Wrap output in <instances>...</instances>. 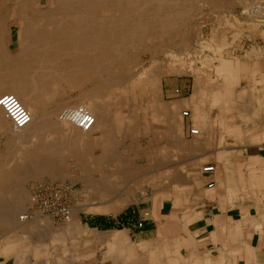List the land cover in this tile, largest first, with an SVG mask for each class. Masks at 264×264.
Segmentation results:
<instances>
[{
	"label": "bare ground",
	"instance_id": "obj_1",
	"mask_svg": "<svg viewBox=\"0 0 264 264\" xmlns=\"http://www.w3.org/2000/svg\"><path fill=\"white\" fill-rule=\"evenodd\" d=\"M201 1L0 0V100L4 97L3 93L9 92V95H14L31 116L29 124L17 128L6 109L0 104V129L4 133L11 134L10 142H12L9 156L0 163V235H4L0 240V257L8 259L13 256L16 260L15 264H85L72 248L70 250L57 245L55 240L46 242L42 237L43 233L39 232L41 226L50 229V225L47 223V216L42 215V211L41 215H37V210L35 212L33 208L35 198L30 199L29 192L24 189L26 181L40 179L46 175L62 178L65 175L66 166L70 164L68 160L74 159L73 164L82 172V180L86 181L92 189L94 194L91 197L92 200L101 201L93 203L95 207L92 209L99 212L115 213L125 208L131 201V195L134 194L129 190H123L125 193L122 191L124 194H119L121 198L112 199L117 190L124 187V182L134 175L133 171L138 170L136 165L130 162L129 153L130 149L136 151L134 139L141 134L142 129L148 136L160 139L157 145L159 154L154 157L156 161L154 166L159 167L158 172H163L162 165L158 166V163L164 164L171 159L170 156L175 159L177 156L185 154V150L182 148L189 143L185 136L184 113H179L176 103L170 105L163 101L158 79V75H161L159 70H153L147 77L140 78V83H134L135 89L130 87L131 81L128 75L131 71L129 68V70L125 69V71L128 70L127 76L122 73H118V75L114 70L117 69L116 64L119 60L118 64H121L123 59H128L130 56L133 61V54L132 52L128 53V50L134 44L144 45L149 40L160 39L164 42L167 40L169 43L167 46L175 48L168 53L169 56L177 58L181 55L178 46L185 47L187 36L182 35L180 41L179 35H175L174 38L167 35L175 30L185 31L186 27H192L190 20L194 13L200 10L198 4ZM236 1L246 2L245 6H249L252 3L255 4L256 0ZM249 12L257 14L258 8ZM13 26L17 27L19 42L15 51L10 49L8 42L13 32ZM230 26L232 25L230 24ZM233 41L231 42L233 43ZM107 48L111 49L109 61L106 57L108 55ZM192 51L190 52L192 53ZM250 51L254 53L252 50ZM256 52V55H261V51L256 50ZM28 55L32 58L29 64L17 63V60L22 59L21 57L25 58ZM117 58L119 59L115 60ZM213 62H207L208 67L204 69L206 73L213 69L211 68ZM13 63H17L18 66L10 67L11 65H8ZM119 68L121 69V67ZM199 76L201 77V75ZM31 77L32 79H30ZM196 78L198 77L196 76ZM152 81L154 83L150 87L149 83ZM88 86L90 89L86 90ZM195 90L197 91V89ZM65 92L70 94L78 92L77 96L80 98L77 101L76 112L70 115L59 114L54 110V105L59 101L58 96ZM138 100H141L142 103L146 102L145 109L138 107ZM129 107H132L131 111ZM135 108L138 113L134 111ZM144 115L147 121L142 120ZM125 126H130L131 129L129 135L124 134L125 137H123L121 133ZM200 130L196 127L191 129V133L193 136H197L200 134ZM126 139L132 140L129 141L130 144ZM162 139H167V143L171 141L169 145L172 148L168 149L167 145H163V142L166 143V141L161 143ZM137 151L139 153L140 149L138 148ZM145 153L147 154V151ZM209 167L215 168L214 165ZM143 170L141 172L146 171ZM95 172L108 173H102L103 176L96 177ZM202 172H205V168L202 169ZM214 172L215 170L205 173L211 175ZM151 173H145L148 175L145 181H148L150 177L149 181L155 182L154 187L159 188V192L165 191V188L161 187L170 186H172L168 189L170 193L179 192L177 186L179 179L177 180L173 176L166 178V175L169 174H166L163 179L162 176ZM147 194L146 190L140 191L141 198L144 200L153 198L155 202L153 212L160 225V232H170L174 226L171 227L161 220V204L167 195L164 196V193H160L154 197ZM29 199L28 207L26 203ZM31 206L33 207L31 208ZM78 214L77 209L73 211L71 208L64 214V224L60 225L62 233L68 232L71 239H80L81 235H84L95 238V241L102 240L105 242L104 260L109 262L110 256L113 255L115 260L110 263L122 264L120 251L122 249L126 251L127 242L124 240L126 232L111 231L108 232L109 234H105L99 230L91 229L88 225H83ZM171 219L173 218L171 217ZM51 227L53 226L51 225ZM106 246L107 248H105ZM173 248H176L175 244ZM33 249L34 251H32ZM29 250L33 253L31 251L29 253ZM56 252H60L61 256L55 255ZM49 253L51 257H47ZM40 255L45 258H40ZM81 257H85V255H81ZM126 257L127 260L124 261V264L162 263L160 246L149 252V257L145 259L130 260L128 255Z\"/></svg>",
	"mask_w": 264,
	"mask_h": 264
},
{
	"label": "crops",
	"instance_id": "obj_2",
	"mask_svg": "<svg viewBox=\"0 0 264 264\" xmlns=\"http://www.w3.org/2000/svg\"><path fill=\"white\" fill-rule=\"evenodd\" d=\"M245 51L217 58L204 77L192 75L176 102L179 113L189 112L183 118L189 144L181 155L178 195L161 204V220L173 229L138 237L131 227H115L120 211L103 212L93 229L127 232L133 248L160 246V264H264V52ZM196 127L200 134L193 136ZM213 165V174L202 172ZM127 251L130 260L147 254L144 248ZM15 261L0 257V264Z\"/></svg>",
	"mask_w": 264,
	"mask_h": 264
},
{
	"label": "rangeland",
	"instance_id": "obj_3",
	"mask_svg": "<svg viewBox=\"0 0 264 264\" xmlns=\"http://www.w3.org/2000/svg\"><path fill=\"white\" fill-rule=\"evenodd\" d=\"M210 1H211V4L209 5ZM200 3H202V4H200ZM200 3L198 4L200 10L197 11L196 13H194L193 17L191 18L192 20H190L192 23V27H189V26L186 27L185 31L175 30L172 33H169V35H167L168 37L172 36L171 38H174L175 35H179L180 41H181L182 35L187 36L186 37L187 44L185 45V47L178 46L180 49L178 51H180L182 53L181 55H179L177 58L169 56L168 53H170V51L172 52V50H175V48H171V47L167 46L169 44V43H167V40L165 42L161 41L160 39H158L157 41L156 40H149V42L147 43L149 45H147V44L143 45V44L136 43L137 45L134 44V46L129 49L131 51L128 50V53L132 52V54H133L132 60L134 62L131 61L130 56L128 57V59H123L124 64L123 63L118 64V63H120L119 62L120 60H119V61H117V64L115 63L117 65V69H115L114 71H116L117 74L122 73V75L127 76L128 75L127 72L130 69L131 73H129V75H128L130 77L129 80L131 81L130 87L134 88V83H140V80L142 78L147 77L148 74H151L153 70H155V71L159 70L158 72H160L161 75H158V79H159V84H160L161 90H162V99L164 102L172 105V104H175L178 99H180L181 95H183V89H187L188 86H190L192 79H193L192 75L198 76L200 74L202 76L205 73L204 69H205V67H208L209 62H213V60L215 61L217 58H220L224 55L225 56L231 55L232 53H234V55H235V53L241 54V50H244V51L245 50L246 51L252 50L254 52V53H252V55L254 54V56L257 53L256 50L264 52V0H256L255 4L252 3L249 6H245L247 4L246 2L240 3L239 1L237 2L236 0H234V1L233 0H202ZM205 3H207V4L205 5ZM227 4H228V6H227ZM256 8H258L259 14L258 13L256 14L255 12H253V13L249 12L250 10L254 11V9H256ZM224 13L226 14V16ZM236 18H238V19H236ZM233 20H236V21H233ZM237 20H239V21H237ZM243 21H245V22L243 23ZM239 22H241V23H239ZM230 24L232 26H230ZM227 25H229V26H227ZM12 31L13 32L11 33V36L9 37L8 42L10 44V46H9L10 49L12 51H15V50H17L18 45H19L17 27L13 26ZM205 37H207V38H205ZM230 40L231 41L234 40L233 43ZM203 43L204 44L206 43L207 46H206V44H205V46H203L204 45ZM210 45H212V46H210ZM148 46H149V48H148ZM203 47H204V49H202ZM206 47L207 48L210 47V48L207 49ZM254 47H256V48H254ZM108 49H110V48L106 49L107 50L106 52L108 54V55H106V57H107V60L109 61L110 55H111V53H110L111 49L110 50H108ZM151 49H152V51H151ZM136 51H137V53H136ZM190 51H192V53ZM132 54H131V56H132ZM188 54H189V57H187ZM261 54H263V53H261ZM257 55L260 56V54H257ZM27 57H25V58L21 57L22 59L17 60L18 61L17 63H21L24 65L29 64V62L32 60V58L30 55H28ZM205 57H207V58H205ZM125 58H127V57L125 56ZM118 59L119 58H117L115 60H118ZM204 59H206V60H204ZM208 59H210V60H208ZM211 59H212V61H211ZM17 63L8 64V65L9 66L11 65L10 67H14V66H18ZM154 64H155V66H154ZM123 66H124V68H123ZM119 67H121V69ZM202 67H204V68H202ZM123 69H124V71H123ZM125 69H128V70L125 71ZM169 69H170V71L171 70H173V71L170 72ZM32 77L30 79H32ZM104 82H106V81H104ZM153 83H154V81L149 83L150 87L153 86ZM87 88L90 89L89 86L86 87V90H88ZM168 89H172L171 91H173V93H170L169 91H168L169 92L168 93L167 92ZM180 89L182 90V93H181ZM6 94L9 95V92L3 93L2 96H6ZM77 94H78V92H75L73 94H70L69 92H65L62 95H59L58 100L60 102L57 101V104L54 105V110H56V112L59 114L65 113V114L70 115V114L75 113L77 110L76 107L78 105L77 101H78V99H80L77 96ZM167 94H168V96H167ZM138 101H139L138 107H142V108L144 107L143 109H145V105H147L146 102L142 103L141 100H138ZM131 102L133 103V101H131ZM58 104L60 105V107ZM129 108L131 111L132 107H129ZM134 111L136 113H138L136 108L134 109ZM134 111H133V113H135ZM183 116H185V112H184ZM188 116H189V112H188V115L185 117H188ZM142 120L147 121V118H145V115L143 116ZM12 127H13V125H12ZM130 129H131L130 126H125L123 128V131L121 133L123 135V137H125V135H127V134L129 135ZM144 133H145L144 129H142L141 134H139L134 139L135 140L134 142L136 143V146H134V148L136 147L135 148L136 151L130 149V153H129V159H131L130 162L133 163L134 165H136V167L139 171L135 169L133 171V172H135L134 175L129 177L127 179L128 181L124 182V187H120V189L117 190V192L113 195L114 198L112 197V199H114V200L121 198L120 195L125 193L123 190H125V191L129 190L130 193L131 192L134 193L133 196L131 195V201H130L131 203L129 202V204L126 205L125 208L120 210L119 215H118L119 218L114 219V224H115L116 228L131 227L133 233L138 234V237L139 236L144 237L147 235L150 236L151 234H155L157 232L159 233V236H160L161 232H160V230L158 231V228H160V225H158L159 223L156 221L157 219L155 218L156 219L155 220L152 217V216H154V212H153L152 208H153L155 202H154L153 198H150L148 200L147 199L144 200L143 198H141L140 191L146 190V192L148 193L147 194L148 196L153 195L154 197H155V195H160V193H164V196L167 195V196H165V198H168V199H173L175 196H177L178 195L177 193L172 194L168 190L172 186L167 187V188L161 187V188H165V191L159 192V188L154 187L155 182L149 181L150 177H149L148 181L147 180L145 181V179L148 178V175H145V173L147 174V172H152L151 173L152 175H156V176L160 175V176H162L163 179H164L166 174H169V175H166V178L168 176H170V177L173 176L177 180L179 179L178 180L179 182H177V184L181 185L183 183V176H182L183 172H179V170L181 171L180 163H181V157L182 156H180V155L177 156L176 157L177 159L176 158L173 159L174 157L170 156L171 159L169 161L165 162L164 164L158 163V166L161 164L162 165L161 169H163V172H158L159 167H157V165L154 166V163L156 162L154 160V157L159 154V146H157V145H158L160 139L158 137H155V136H148L146 133L145 134ZM190 134L192 135L191 130H190ZM126 140L129 144L132 141V140L130 141L128 139H126ZM10 141H11V134L10 133H4V131H1V129H0V163L9 156V153L11 150L10 146L12 145V142H10ZM9 143H11V144L9 145ZM168 145H167L168 149L172 148L171 145H169V146ZM138 148L140 149L139 153L137 151ZM6 149H8V150H6ZM182 150H183V148H182ZM6 151H8V152L5 153ZM146 151H147V154L145 153ZM136 154H138V155H136ZM169 154L171 155V153H169ZM68 161H69L68 163H70V164L67 163L68 165L66 166V171L64 173L65 174L64 177L53 178V177H50L49 175H46L40 179H31L29 181H26L25 182L26 184L24 183L26 185L24 187V189H26L27 192H29L30 199L36 198V200L35 199L33 200L34 207L31 206V208L33 207L35 212H36V210L38 211L37 215H41V211H42V215L47 216V223L50 225L49 226L50 229H48V227H46V226H41L40 231L39 230L38 231L43 233L42 237L45 238L46 242H50L51 240H55L56 241L55 243L57 245L64 246L66 249L72 248L73 250H75L74 252H76L79 255V259H81L82 262L84 261L85 264H112L110 262L115 260L113 255L110 256L109 262H106L104 260L105 257L103 256V252H104L103 247L105 246V242H103L102 240H100V241L96 240L95 241V238L87 237V236L85 237L84 235H81L80 239H71V236L68 234V232L62 233V226L64 224L63 222H64V218H65V216L62 217V210L64 208H69V209L71 208V209H73V211L75 209H77L79 211L78 215L81 217L83 225L84 226L88 225L91 229H93L94 227L95 228L97 227L96 224H97L98 218H101V216H102L101 214L104 212V211L99 212V211H95L92 209L95 207V204H93V203L97 202L98 200H95V201L92 200L91 197H93V195H94L92 192V189L86 181L82 180L83 179L82 178V172L77 169L76 165L73 164L75 160L70 159ZM149 165H151V166L147 167ZM143 169L146 171H144ZM142 170L144 172H141ZM165 171H168V172H165ZM102 173L107 174L108 172H97V173L95 172V176L101 177V176H103ZM87 184H88V186H87ZM166 186H167V184H166ZM132 197H133V199H132ZM171 197H173V198H171ZM30 199L26 203V205L28 207L30 205L29 204ZM132 201H133V203H132ZM98 202H101V201H98ZM108 218H112V217L108 214H105L104 219L108 220ZM126 219H127V222L129 221V224H127V222H124V220H126ZM52 220L54 223L50 222ZM108 222H109V220H108ZM51 225L53 227H51ZM60 225H62V226H60ZM59 226H60L61 230H59L60 229ZM56 228L57 229L59 228V229L57 230ZM109 228H110V226L108 228H103V229L106 230ZM95 230H97V229H95ZM109 232H111V231H109ZM104 233L109 234L108 232H104ZM51 234H52V236H51ZM3 236L4 235H2V236L0 235V240H1V237H3ZM47 239H49V240H47ZM124 240H125V242H127V244H126V251L124 249H122L120 251V253H121L120 262L123 261L122 264H124V261L127 260V257L125 258V256H127V255L129 256L127 250L134 253L135 250L139 251L140 249L144 248L145 251L147 252L146 256H142V257L140 256L137 258L138 259L139 258L145 259V258H147V256H149L150 251H148L147 248H145V247H139V248L134 247L133 248V246L132 247L129 246V245H131V243L129 241L127 232H126V236H125ZM87 242H88V244H87ZM71 246H73V247H71ZM90 246L92 247V249ZM105 248H107V246ZM80 249H82V251H80ZM30 251L31 250H29L28 252L30 253ZM32 251H34V249ZM58 254H59V256H61L60 252L55 253V255H58ZM81 255H85V257H81ZM47 257H51V254L50 253L47 254ZM130 257L131 256H129V259H130ZM27 258H29V257H27ZM40 258H45V257L40 255ZM137 258H134V260H137Z\"/></svg>",
	"mask_w": 264,
	"mask_h": 264
},
{
	"label": "built area",
	"instance_id": "obj_4",
	"mask_svg": "<svg viewBox=\"0 0 264 264\" xmlns=\"http://www.w3.org/2000/svg\"><path fill=\"white\" fill-rule=\"evenodd\" d=\"M243 1V0H240ZM0 104L6 109L11 121L14 126L17 128H22L29 124L31 121L30 113L27 109L19 102V100L14 95H6L0 100ZM188 115V112H185V116ZM194 132V131H193ZM193 134V133H192ZM214 167L205 168V172H213ZM213 186V184H210ZM36 200V198H35ZM69 208H64L62 210V217L67 213Z\"/></svg>",
	"mask_w": 264,
	"mask_h": 264
}]
</instances>
